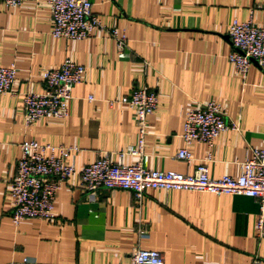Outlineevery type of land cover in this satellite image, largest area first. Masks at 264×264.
<instances>
[{"label": "crops", "instance_id": "1", "mask_svg": "<svg viewBox=\"0 0 264 264\" xmlns=\"http://www.w3.org/2000/svg\"><path fill=\"white\" fill-rule=\"evenodd\" d=\"M86 1L106 29L126 35L122 52L102 32L53 38L46 0L0 4V67H16L15 94L0 96V264H129L135 248L162 253L165 264H264L258 202L240 196L149 190L138 203L120 189L86 193L74 175L56 195L53 221L13 225L9 184L20 145L74 147L68 163L77 170L100 157L116 162L137 143L134 113L121 102L135 87L155 91L158 107L147 119L143 156L123 155L126 166L190 175L210 153L209 178H236L250 149H264V67L251 62L243 78L227 61L230 22L262 25L264 0ZM66 59L84 68L67 116L25 126L23 94L42 93L41 73ZM208 102L236 129L220 133L210 150L189 145L192 159L181 161L185 115Z\"/></svg>", "mask_w": 264, "mask_h": 264}, {"label": "built area", "instance_id": "2", "mask_svg": "<svg viewBox=\"0 0 264 264\" xmlns=\"http://www.w3.org/2000/svg\"><path fill=\"white\" fill-rule=\"evenodd\" d=\"M22 2L23 0H0V4L7 8H18ZM46 2L52 17L50 34L53 38L78 41L102 32L114 40L118 52L125 48L126 35L106 29L100 19L92 14L88 1ZM228 38L232 50L227 55V61L238 75L244 78L251 62L264 67V23L254 26L251 21L232 20L228 26ZM83 73L84 68L69 59L57 68L43 71L40 75L43 92H26L22 96L25 126H31L43 118L64 119L68 114V102L73 88L81 83ZM15 75L14 64L0 67V96L15 94ZM88 100L91 101L92 97H88ZM121 102L134 113L137 143L128 147L125 152H120L116 162L110 161L106 156L100 157L96 162L77 170L68 163L70 155L78 152L74 147H53L32 140L20 145L16 173L9 184L11 221L14 226L25 219L53 221L57 193L63 184L77 175L80 188L86 193L120 189L131 192L138 203L149 190L200 192L255 199L259 213L254 231L259 239H264V149H250L249 157L241 165L242 173L236 178H209L206 164L211 160L210 153L190 175L174 171H149L141 162L126 166L122 163L123 155L139 158L143 156L147 119L158 107V94L146 86L135 87ZM231 129H236V126L227 122L221 107L214 102L189 110L185 115L181 135L185 148L177 151V159L190 162L192 157L187 150L189 145L201 143L210 150L216 137ZM129 264H165V260L158 251L135 248ZM253 264H258V261Z\"/></svg>", "mask_w": 264, "mask_h": 264}]
</instances>
